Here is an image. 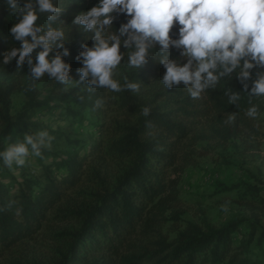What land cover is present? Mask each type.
Listing matches in <instances>:
<instances>
[{
	"label": "trees",
	"instance_id": "trees-1",
	"mask_svg": "<svg viewBox=\"0 0 264 264\" xmlns=\"http://www.w3.org/2000/svg\"><path fill=\"white\" fill-rule=\"evenodd\" d=\"M54 2L61 8L54 14L56 18L49 21L47 13H41L37 22L62 27L68 34L63 41L68 55H62V60L70 65L68 77L74 86L64 91L63 84L47 73L32 80L27 57L19 68L16 58L0 64L6 73L23 80L20 90L26 99L22 111L12 119L9 97L13 85L0 88V140L15 131L38 130L30 122L33 112L46 109L48 102L56 100L69 103L70 115L86 111L102 118L111 112L124 121L99 124L98 130L104 136L99 143H92L82 156L68 152L42 165L40 181L21 175L15 182L5 176L0 164V257L16 244L33 239L48 224L74 223L73 229L55 236L59 248L55 251L54 264H264L258 256H251L250 248H262L264 227L250 223L247 238L236 240L242 222L219 229L204 223L182 222L178 198L181 174L194 162L197 143L225 146L232 140L248 143L259 136L264 97L249 98L235 73L221 78L214 88L205 90L198 98L190 97L182 83L166 88L159 79L165 69L159 62L161 53L155 47L142 66L129 68V49L121 45L124 55L117 66L116 78L126 76L137 82L138 91L113 92L89 86L90 77L80 80L77 71L83 66V58L77 60L85 42L82 39L81 43L80 38L87 31L72 24V19L97 0ZM15 22V14L0 0V60L11 48L20 47L21 42L8 31ZM123 22L125 16L117 15L112 31ZM170 34L175 37V26ZM38 50L29 54L33 57L32 64L36 63ZM179 52L170 47L168 58L184 62ZM256 71L264 69H254L253 79ZM41 81H46L52 93L58 91V95L38 101L37 86ZM247 83L250 88L251 80ZM90 87L94 90L89 91ZM225 89L240 93L239 99L229 103ZM98 99L102 101L100 105L96 103ZM253 105L256 115L249 116L248 109ZM143 106L150 108L147 116L141 112ZM229 116L233 118L229 120ZM49 156H52L49 148H43L38 163ZM52 166L64 172L53 174ZM85 177L93 181L94 188L75 199L72 190L84 183ZM6 178L15 183V191L1 182ZM234 188L242 189L235 200L237 204L252 212L264 211L261 188L249 183ZM165 227L170 228L169 232H164ZM169 233L173 235L171 238Z\"/></svg>",
	"mask_w": 264,
	"mask_h": 264
},
{
	"label": "clouds",
	"instance_id": "clouds-1",
	"mask_svg": "<svg viewBox=\"0 0 264 264\" xmlns=\"http://www.w3.org/2000/svg\"><path fill=\"white\" fill-rule=\"evenodd\" d=\"M4 3L16 17L8 31L21 43L20 47L8 50L0 64L16 58L19 68L27 57L32 80L47 73L66 87L74 85L68 77L70 65L62 60V55H68L63 46L65 31L37 22L41 13H47L49 21L55 19L54 14L61 11L58 4L54 0H4ZM120 14L126 22L112 31L113 21ZM72 24L93 33L91 47L82 45L83 50L77 56V60L83 58V66L77 71L80 80L90 77L87 83L94 88L113 92L139 90V84L126 76L116 78L117 66L124 55L123 45L129 49V68L142 66L155 47L161 53L159 62L165 69L163 86L170 89L182 83L192 98L200 97L221 78L233 73L249 98L264 97V71H256L252 78L254 69H264V0H97L95 5L76 14ZM174 26L175 37L170 34ZM170 47L180 50L184 62L168 58ZM36 49H39L35 52L36 63L32 64L33 57L29 54ZM239 94L225 89L229 103L237 101ZM96 103L100 105L102 101L98 99ZM141 112L147 116L149 106H143ZM247 114L255 116L256 107H250ZM52 139L47 129L26 132L22 140L0 150V163L8 167L13 163L23 165L26 158L41 156V150Z\"/></svg>",
	"mask_w": 264,
	"mask_h": 264
},
{
	"label": "rangeland",
	"instance_id": "rangeland-1",
	"mask_svg": "<svg viewBox=\"0 0 264 264\" xmlns=\"http://www.w3.org/2000/svg\"><path fill=\"white\" fill-rule=\"evenodd\" d=\"M92 35L91 31H87L81 35L80 42L82 43L83 39L85 42L82 44L90 46ZM8 84L14 88L9 97V114L15 119L26 103L20 90L23 80L0 68V88ZM73 86L66 87L63 84V90H69ZM37 87L38 101L42 102L58 95V91L52 93L46 81H41ZM68 104L66 100L48 102L46 109L34 111L30 119V122L36 124L39 129H47L53 137V141L47 147L52 156L45 158L41 163H38L37 157H28L23 165L18 166L14 163L11 167L3 165L5 176L12 177L15 182L20 180L21 175L40 181L42 165H47L68 152H78L82 156L88 152L92 143H99L104 138L98 130L99 124L124 121L111 112H107L102 118H96L86 111L81 115H70L67 112ZM260 120L259 136L248 143L238 139L230 141L225 146L209 142L197 143L194 162L185 168L178 184V198L183 211L182 222L204 223L215 229L229 223L242 222L235 234L236 240L247 238L250 223L260 228L264 227V211L252 212L237 204L235 200L242 189L234 188L235 185L249 183L261 188V193L264 194V112L260 115ZM35 131L37 130H33ZM25 133L15 131L0 140V150L9 143L22 140ZM51 171L56 175L64 172L61 169L56 170L54 166L51 167ZM7 178L1 182L9 184V190L15 191V183ZM84 180V183L72 190L75 199L82 198L94 188L93 181L86 177ZM75 226L74 223L48 224L33 239L22 241L5 252L0 257V264H54L55 251L59 248L56 234L71 230ZM260 228L257 229V234ZM168 230L170 228L165 227L164 232H169ZM172 236V233H169V237ZM250 248L251 256H258L264 262V244L260 250Z\"/></svg>",
	"mask_w": 264,
	"mask_h": 264
}]
</instances>
